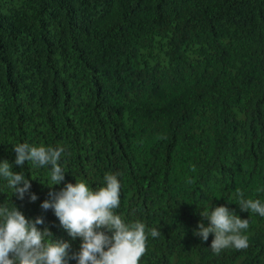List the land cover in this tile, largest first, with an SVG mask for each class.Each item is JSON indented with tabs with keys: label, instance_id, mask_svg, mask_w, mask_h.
Wrapping results in <instances>:
<instances>
[{
	"label": "trees",
	"instance_id": "1",
	"mask_svg": "<svg viewBox=\"0 0 264 264\" xmlns=\"http://www.w3.org/2000/svg\"><path fill=\"white\" fill-rule=\"evenodd\" d=\"M25 142L62 147L65 180L49 188L50 166L12 163ZM3 160L37 199L0 178V206L42 217L69 255L80 238L41 204L110 173L115 213L146 226L139 264H264V217L236 203L264 204V0H0ZM219 205L249 220L246 249L213 254L214 234L193 235Z\"/></svg>",
	"mask_w": 264,
	"mask_h": 264
},
{
	"label": "clouds",
	"instance_id": "2",
	"mask_svg": "<svg viewBox=\"0 0 264 264\" xmlns=\"http://www.w3.org/2000/svg\"><path fill=\"white\" fill-rule=\"evenodd\" d=\"M12 147L15 165L22 168L26 162H31L33 166H50L51 183L42 184L51 188L65 180V169L59 163L64 152L62 147L33 146L26 142ZM0 178L7 182V187L12 189L11 195L14 193L18 199L23 200L26 193L30 201L37 199L29 192V179L23 173L13 171L7 160L0 161ZM103 180V186L96 190L82 181L65 182L59 191H50L51 199L41 204L42 209L53 210L68 236L73 240L80 238L79 251L71 255L68 241L55 240L47 226L37 227L44 224L42 217L29 219L15 205L11 210L0 206V264H68L69 259H74L76 264H139L147 251L146 226L139 221L125 223L115 213L120 205V182L110 173H106ZM238 194L240 199L236 203L241 211L264 217V204L259 200L244 199L242 192ZM232 213L224 205L199 212L201 218L210 223L205 226L202 221L198 222L193 235L207 241L209 234H214L210 244L213 254L249 246L248 236L244 234L249 228V220ZM159 235V229H151L153 238Z\"/></svg>",
	"mask_w": 264,
	"mask_h": 264
}]
</instances>
